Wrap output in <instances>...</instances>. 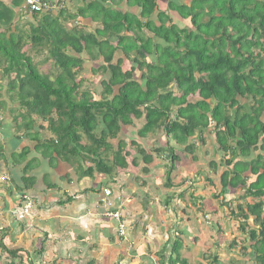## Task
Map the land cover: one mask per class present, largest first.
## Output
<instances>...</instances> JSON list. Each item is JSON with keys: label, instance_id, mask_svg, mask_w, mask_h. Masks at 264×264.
I'll return each instance as SVG.
<instances>
[{"label": "trees", "instance_id": "obj_1", "mask_svg": "<svg viewBox=\"0 0 264 264\" xmlns=\"http://www.w3.org/2000/svg\"><path fill=\"white\" fill-rule=\"evenodd\" d=\"M50 1L61 4L59 11L55 7L29 13L32 21L26 32L11 28L22 0L10 4L0 0V66L3 75H13L8 94L20 108H9L0 100V130L23 141L10 158L0 143V159L22 170L21 182L13 185L22 202L11 208L13 219L29 229L27 218L15 216L13 209L33 202L41 191L52 190L58 197L53 203L39 199L44 210L73 200L48 172L39 178L29 175L41 160L58 171L73 169L77 179L60 178L68 183L92 179L97 173L110 179L119 170L131 173L139 159L149 172L154 155L136 138L128 144L120 135L132 127L139 138L161 132L160 149L165 148L170 158L166 173L170 186L175 148L194 153L200 148L197 142L203 145L209 134L217 151L229 158L211 160L218 181L213 176L208 181L228 205L236 200L237 191H243L237 205L243 219L240 228L246 233L241 243L249 241L256 263L264 264V0H168L169 11L161 10L157 0H70L77 5L73 12L64 0ZM172 13L184 27L172 21ZM28 44L47 52L55 74L38 69L24 50ZM85 54L91 62L90 76L102 73L99 92L87 85L88 78H79ZM4 111L11 116L10 124L3 125ZM45 129L51 133L46 139L41 134ZM224 161L226 169L218 172ZM90 191L99 194L101 184ZM124 200L121 197L120 203ZM124 206L122 211L127 210ZM1 213L0 247L11 258L8 264L26 259L35 264V254L22 256L24 250L12 245L13 232ZM250 218L257 227L247 226ZM11 226L16 229L15 220ZM45 239L36 252L40 258ZM181 246L176 238L171 255L160 253L163 264L166 260L177 264Z\"/></svg>", "mask_w": 264, "mask_h": 264}, {"label": "rangeland", "instance_id": "obj_2", "mask_svg": "<svg viewBox=\"0 0 264 264\" xmlns=\"http://www.w3.org/2000/svg\"><path fill=\"white\" fill-rule=\"evenodd\" d=\"M3 1L8 2V4L11 3V0ZM57 1L61 2V0H56V4L58 3ZM64 1L66 7L70 8L71 12H73L77 6L75 2H71L70 0ZM157 2L161 10L168 9V0H157ZM58 5L61 4L59 3ZM58 5L56 7L59 11L61 6ZM16 11L18 12L16 14L17 18L11 28H19L20 30L29 32L30 21H32L31 14H25L19 8H16ZM134 12L139 14L138 9H134ZM172 16L174 17L172 20L174 23H177L181 28L185 26V23L179 16L175 13H172ZM82 23L86 24L85 21H82ZM88 23L90 24L88 29L93 30L92 23ZM76 24L77 20L72 22V25ZM24 50H27V53L37 63L36 65L41 72L50 75L55 74L53 61L51 59L46 60L48 56L47 52L37 51L29 46V44ZM83 56L85 62L79 78H88L89 82L87 85L98 90L96 92H99L97 83L100 81L102 73L97 72L99 77L90 76L91 62L88 60L86 54ZM119 57H121V54ZM94 65H96L95 70L98 71L97 63ZM2 70L3 66L1 65L0 100L6 101V106L9 108L16 107L20 109L18 103L12 101L9 97L10 94H8V83L13 75L9 74V76H5ZM241 101L247 102L246 99L242 98ZM3 116V125L10 124L12 120L11 116L7 113L5 114V111L3 112ZM44 124L46 125L47 123L45 122ZM48 131L45 129L41 133L45 139L51 136V133H48ZM206 136L207 138L203 145H199L197 142L200 148L194 153H187L180 147L175 148V153L177 154L176 166L175 170L171 173L173 177L171 178V185L168 186L166 173L170 165V158L165 148L163 151L160 149L163 142L161 141V132L149 135L146 138H139L136 135V127L125 130L120 135V138L127 140L128 144L131 138H136L140 142L139 144H142L149 153L154 155V161L148 165L150 168L149 172L144 171V163L139 159L138 163L140 164L131 173L127 170H119L115 172V175L111 179L107 175L97 173L95 174L96 180L87 178L85 182L80 181L81 185L93 186L101 182L103 186L98 197L91 202V205L87 206L89 210L87 209V212L85 211L76 221H73L76 224L72 225L68 237L62 242L63 249L57 246L56 242L59 241L55 238L54 234H50V239L48 238L47 241L45 239V252L42 254L44 256V264H51L52 261L56 262V257L51 253L49 247L55 254H58L57 258L59 260L64 259V257L59 256L63 254V250L67 247H71L70 250L72 248L79 249L76 254H73V257H70L72 264H163L159 254H166V258L171 255V244L176 238L182 241L177 264H234V261L236 264H253L248 255L250 253V242L241 243L246 233H243L240 228V223L243 219L237 215V205L242 203L239 202L238 196H242L244 193L243 191L237 192L235 194L237 196L236 200L231 205L225 204L223 197L216 196L215 186L208 181V176H213L214 181H218V177L214 173L210 162L211 160L227 159L229 157L217 151L212 135L207 134ZM22 142L21 139L12 137V132L6 135L0 130V143L4 144L7 158H10L14 150L20 149ZM109 142L112 144L114 142L116 145L118 139L113 140V142L112 139H109ZM32 145L31 143L29 146ZM130 146L135 149L133 145H129L128 148ZM32 157L33 153L28 156V159ZM41 165L43 164L37 165L31 171L37 178L41 176L42 169L45 168V166ZM226 167L224 161L219 167L218 172H222ZM18 168L20 169V167H16L13 170L11 165L6 164L3 159H0V211L2 212L1 215L10 224L13 223L12 221H16L15 234L10 236L15 242L19 240L21 232L26 228H23L19 221L13 219L14 217L10 213L12 209L10 212L6 210L4 198L5 195L10 196L12 208H14V204L20 202L19 195L21 192L19 189L13 187L17 181L21 182L20 170ZM49 174L52 181L63 185L64 188H66V182L60 179L61 176L77 179V175L73 169L61 171L58 174L53 170H49ZM131 180L134 181L133 184H131L133 182H130ZM106 191H109L111 195L108 202L105 203L102 200L105 197ZM50 195H43V198L51 200ZM123 196L125 200L120 203V199ZM88 198L89 194L87 193L79 199V202H83L81 200H88ZM39 199L41 198L38 194V198H33L34 203L28 201L31 202V208L29 209V214L26 216L28 222L32 225V229L35 230L40 225L41 227L44 226L41 228L42 230L47 228L44 224L47 222V218L40 219L38 213L40 212L39 208H46L40 207L38 204ZM250 199V197L246 198L248 201ZM75 201L79 203L77 200ZM28 202H24L25 205ZM129 204L131 205V209ZM123 205H125L124 207L127 210L122 211ZM114 208L116 209L115 212H120L124 216L122 217L124 220V224L122 225L124 227L122 229L120 228L121 225H119L120 221L111 214V210ZM45 210L47 211L48 209ZM51 212L52 215L57 214L54 210ZM55 215L53 217L57 218L60 225H63L61 223L66 222L69 216L61 209L56 217ZM75 217L77 215H70L69 220H75ZM34 220L35 223L33 222ZM43 221L46 222L43 223ZM55 226L56 223L52 226L53 230H55ZM247 226L249 228L257 227L252 218L247 221ZM77 230L82 233L83 240L79 239L80 235ZM105 231L106 236H103ZM42 236L43 234L40 235V237ZM234 241L237 242V245H233ZM12 245L14 246V244ZM46 252L47 257H45ZM177 255V253L174 254V258ZM214 258L217 259L215 260ZM10 260L11 258L7 252L0 247V264H8ZM23 260H25V257ZM15 261L20 262L19 259ZM19 264H29V262L25 260L24 263ZM56 264L69 263L58 261ZM164 264L171 263L166 260Z\"/></svg>", "mask_w": 264, "mask_h": 264}, {"label": "crops", "instance_id": "obj_3", "mask_svg": "<svg viewBox=\"0 0 264 264\" xmlns=\"http://www.w3.org/2000/svg\"><path fill=\"white\" fill-rule=\"evenodd\" d=\"M28 160H30V159H28ZM25 163H23V165ZM40 164H43L41 166H45V168L42 169V173L43 172H48L49 173V170L55 171L56 174H58V173L61 172V171H58L56 169L51 168L49 165L46 166L45 161H43V160L40 161ZM14 169L15 168H13V170ZM19 170L22 172L21 169H19ZM33 170H31V171H33ZM31 171H29L30 172L29 175H33L31 173ZM87 178H89V177L84 178L82 180V182L87 181ZM89 179H91V178H89ZM93 179L96 180V176ZM64 182H66V188H64L63 185H59V186H61L63 188L65 194H68L70 196H73V200L71 201V203H69V204H67L65 206H60V207L57 206L56 204H54L47 211L44 210V209L39 208V211L40 212H38V213L40 215V219L43 220L45 217L47 218V222L46 221H43V223L46 222L44 224H45V226H47V228H44L42 230L41 228H43L44 226L41 227V225H40V226H38L39 228L35 230V229H32V225L29 223V225H28V226H30L29 229H26L23 232H21L20 237L18 238L19 240H17L16 241V244H14V247H17L18 246L19 248H22L24 250L23 253L22 252L20 253L21 255L24 254V256H25L26 252H29L30 255L35 254V264H44V262H43L44 261L43 260L44 256L41 255V258H40L38 255H36V252H37V249L40 247L39 244H41L42 239H45L46 238V241H47L48 238L50 239V237H49L50 234L51 235L54 234L55 238H57L58 241H59V242H56L57 243V246L60 247V249H63L62 242L64 241V239L66 237H68V233H69V231H71L72 225L73 224H76V222H73V221H76L82 215V213H84L85 211L87 212L89 210V207H87V206L89 204L91 205L92 204L91 202H93L95 200V198L98 197V195L100 194V193L99 194H96V193H94V192H92L90 190H93L94 188H97L100 184H101V188L103 186L101 182H98L97 184H95L93 186H90V185H81L78 182H75V183L74 182L68 183L67 181H64ZM133 183H134V181H133ZM237 192H239V191H237ZM87 193L89 194L88 200H81L83 202H79V199L83 195H85ZM38 194H39L40 198L42 199V201H44V202L51 201V203H53L58 198L57 195L52 190L47 191L46 193L43 192V191H41V192H38ZM47 194H49V195L51 194L50 195V197L52 198L51 200H48V199H44L43 198V195H47ZM235 197H237V196L235 195ZM4 200H5L4 203L6 204L5 205V208H6L7 211L10 212V210L12 208V206L10 205V200H11L10 196L9 195L8 196L5 195ZM75 200H77L79 203H77ZM131 201H132V199H131ZM239 202H242V201L239 200ZM129 207H131L130 204H129ZM60 209L61 210H64L65 213H67L69 216L70 215L71 216L77 215V217H75L76 219L75 220H69V216H68V220H66V222H62L61 223L63 225L58 224L57 218H54L53 217L55 214L52 215L51 214L52 213L51 211L54 210V212H57V214H58V212L60 211ZM57 214L55 215V217L57 216ZM5 221H6V225L10 226L13 234H15L16 229L11 226L12 223L10 224V222L7 221V220H5ZM33 222L35 223V220ZM36 223L38 224V222H36ZM55 223H56V226L55 227L57 228V231H56V228H55V230L52 229V226H54ZM237 229H238V227H237ZM106 231L103 234V236H106ZM78 233L80 235L79 236V239H82L83 240L82 233H80L79 231H78ZM41 234H43L42 237H40ZM62 237H64V238H62ZM246 243H249V241L246 242ZM68 249H69V251H68ZM70 249H71V247H67L65 250H63V252H62L63 254H61L59 257H64V259L59 260L57 258L58 257V254H55L54 251H52L51 248L49 247V250L51 251V253L56 257L55 258L56 262L62 261V262H65V263L72 264V260H71L70 257H73V254H76L79 249H76V248H72V250H70ZM249 250H250V253L248 254L249 255V259L252 261L253 264H257L254 256L251 253V251H252V247L251 246L249 247ZM45 257H47V252H46ZM37 260H39V261H37ZM26 261L29 262L28 259H26ZM56 262L55 261H52L51 264H56ZM234 264H236L235 261H234Z\"/></svg>", "mask_w": 264, "mask_h": 264}, {"label": "built area", "instance_id": "obj_4", "mask_svg": "<svg viewBox=\"0 0 264 264\" xmlns=\"http://www.w3.org/2000/svg\"><path fill=\"white\" fill-rule=\"evenodd\" d=\"M55 7L56 5L50 0H22L21 11L25 14H29L31 12H40V11H44L48 9L52 10ZM0 121H1V118H0ZM110 195L111 193L109 191H106L105 197L103 198L102 201L105 203L108 202ZM30 208H31V202H28L24 206H20L18 208L15 207V209H13V212L15 216L19 218H26V216L29 214ZM111 214H113V216L118 221H120L119 225H121L120 228L122 229L124 227L122 226L124 223L121 221L122 216L120 212H111Z\"/></svg>", "mask_w": 264, "mask_h": 264}]
</instances>
